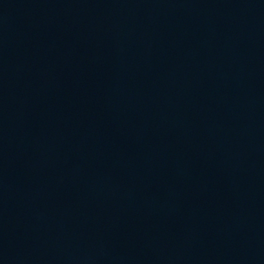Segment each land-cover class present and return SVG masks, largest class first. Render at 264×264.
<instances>
[{"label":"water","instance_id":"1","mask_svg":"<svg viewBox=\"0 0 264 264\" xmlns=\"http://www.w3.org/2000/svg\"><path fill=\"white\" fill-rule=\"evenodd\" d=\"M0 264H264V0H0Z\"/></svg>","mask_w":264,"mask_h":264}]
</instances>
